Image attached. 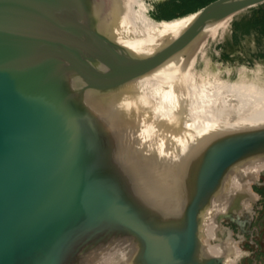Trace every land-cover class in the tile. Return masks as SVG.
Wrapping results in <instances>:
<instances>
[{"label": "water", "instance_id": "water-1", "mask_svg": "<svg viewBox=\"0 0 264 264\" xmlns=\"http://www.w3.org/2000/svg\"><path fill=\"white\" fill-rule=\"evenodd\" d=\"M108 2L0 0V264H94L111 250L124 252L118 264H223L202 254L203 225L227 176L264 159V125L148 164L115 94L176 55L195 58L206 26L264 0H212L147 55L112 36ZM234 195L218 232L246 208Z\"/></svg>", "mask_w": 264, "mask_h": 264}, {"label": "bare ground", "instance_id": "bare-ground-1", "mask_svg": "<svg viewBox=\"0 0 264 264\" xmlns=\"http://www.w3.org/2000/svg\"><path fill=\"white\" fill-rule=\"evenodd\" d=\"M134 2L138 0L108 3L115 22L112 36L136 54H151L183 31L196 15L157 19L140 2L142 7L135 10ZM214 24L206 26L203 32ZM193 63V59L176 55L159 68L129 81L115 94L119 113L126 120L137 117L135 143L141 148L135 155L148 164H175L219 133L264 125V82L246 78L221 80L216 75L204 78L189 71ZM263 170L264 159L250 160L227 176V186L212 201L203 225L204 256L222 257L223 264H235L237 252L233 242L227 238L214 244L208 241L224 236L222 231L218 232L222 226L214 218L225 212L236 193L243 195L240 202L245 207L252 199L248 184L256 181V173ZM120 255L124 252L111 250L94 264H118Z\"/></svg>", "mask_w": 264, "mask_h": 264}, {"label": "rangeland", "instance_id": "rangeland-1", "mask_svg": "<svg viewBox=\"0 0 264 264\" xmlns=\"http://www.w3.org/2000/svg\"><path fill=\"white\" fill-rule=\"evenodd\" d=\"M137 1V0H136ZM212 0H138L157 19H172L186 15ZM138 2L133 8L139 9ZM201 6V7H202ZM256 7L241 11L225 21L215 23L202 38L189 71L197 75L217 76L221 80L235 81L240 78L258 79L264 82V34L249 25ZM221 22V23H220ZM191 47L185 49L187 52ZM184 51V53H185ZM190 60V61H191ZM184 68V66H183ZM264 170L258 180L252 182L255 199L245 210L231 218L223 219L222 231L235 244L240 253L235 264H264ZM211 244L219 242L208 240ZM221 241V240H220Z\"/></svg>", "mask_w": 264, "mask_h": 264}, {"label": "trees", "instance_id": "trees-1", "mask_svg": "<svg viewBox=\"0 0 264 264\" xmlns=\"http://www.w3.org/2000/svg\"><path fill=\"white\" fill-rule=\"evenodd\" d=\"M249 21V25L253 26V28H259L260 32L264 34V3L257 6V9L253 11L252 19Z\"/></svg>", "mask_w": 264, "mask_h": 264}, {"label": "flooded vegetation", "instance_id": "flooded-vegetation-1", "mask_svg": "<svg viewBox=\"0 0 264 264\" xmlns=\"http://www.w3.org/2000/svg\"><path fill=\"white\" fill-rule=\"evenodd\" d=\"M256 179L258 180V173H256ZM262 184H263V186L261 187V188H263L264 189V182H262ZM249 185V191L251 192V194H252V199H251V201H249V202H247V204L245 205V207H247L248 206V204L250 203V202H252L254 199H255V193L252 191V186H251V183H249L248 184ZM234 244V243H233ZM234 246H235V244H234ZM235 249H236V252H237V254H236V256H235V263H236V258L239 256V252H238V249H237V247L235 246Z\"/></svg>", "mask_w": 264, "mask_h": 264}]
</instances>
